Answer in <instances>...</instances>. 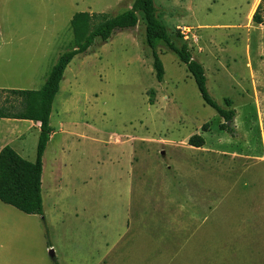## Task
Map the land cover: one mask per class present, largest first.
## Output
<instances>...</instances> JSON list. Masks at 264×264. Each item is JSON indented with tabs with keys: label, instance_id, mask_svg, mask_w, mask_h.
Segmentation results:
<instances>
[{
	"label": "rangeland",
	"instance_id": "obj_1",
	"mask_svg": "<svg viewBox=\"0 0 264 264\" xmlns=\"http://www.w3.org/2000/svg\"><path fill=\"white\" fill-rule=\"evenodd\" d=\"M133 1L0 0V85L41 89L58 56L74 45V14L94 15L92 28ZM247 3L154 0L172 43L185 44L203 65L210 96L237 111L239 132L233 122L226 124L231 134L218 129L222 119L159 41L155 49L164 76L157 82L140 15L134 28L116 30L106 42L96 39L86 54L73 57L49 116L43 214L25 215L0 202L5 216L28 217L22 233L11 236L7 249L14 252L13 260L264 264L263 169L254 170L253 179L243 176L237 188L231 183L239 172L224 183L215 179L220 173L215 149L245 155L261 151L257 128L246 132V120L255 119V107L261 106L260 100L255 106L249 90L252 79L264 98V26L252 22L256 8L251 15ZM259 15L264 19V2ZM23 74L29 81L22 83ZM225 99L232 101L230 108ZM17 102L0 92V106ZM15 129L24 135L15 146L23 149L18 154L34 162L38 130L26 124ZM192 135L204 138L203 147L187 145ZM245 180L258 190L249 215L244 202L236 204V198L249 201L241 187Z\"/></svg>",
	"mask_w": 264,
	"mask_h": 264
},
{
	"label": "trees",
	"instance_id": "obj_2",
	"mask_svg": "<svg viewBox=\"0 0 264 264\" xmlns=\"http://www.w3.org/2000/svg\"><path fill=\"white\" fill-rule=\"evenodd\" d=\"M262 2L264 0H261L257 5L252 15V22L264 26V19L259 15ZM139 15L145 22L144 40L151 52L152 68L157 82H162L164 76L163 66L155 49V44L159 41L166 51L174 54L178 61L185 66L205 104L213 108L222 119L223 123L218 126V129L222 132L232 133L226 124L233 121L234 109L221 107L210 96L203 65L192 58L185 44L176 46L172 43L165 26L156 15L154 0H134L129 9L105 19L92 28L90 26L94 15L77 12L70 20V26L74 33V45L72 49L58 56L43 87L39 90H0V92L5 91L18 100L17 104L1 105L0 118L32 121L37 123L39 128L34 162L22 158L10 146H4L0 150V201L3 204L26 215L43 214L41 196L43 155L52 134V128L49 125L51 107L59 91L64 71L73 57L86 54L96 39L106 42L116 30L134 28L139 22ZM224 104L230 108L232 101L225 99ZM201 128L206 131V124ZM187 145L201 148L204 145V138L201 135H192L188 138Z\"/></svg>",
	"mask_w": 264,
	"mask_h": 264
},
{
	"label": "crops",
	"instance_id": "obj_3",
	"mask_svg": "<svg viewBox=\"0 0 264 264\" xmlns=\"http://www.w3.org/2000/svg\"><path fill=\"white\" fill-rule=\"evenodd\" d=\"M254 2V4H253ZM258 4V0H249V3H247V11L251 9V15L256 8ZM250 15V16H251ZM56 63V62H55ZM22 78V83L25 81H29V77ZM48 77V76H47ZM47 79V78H46ZM63 80V79H62ZM46 81V80H45ZM60 89V88H59ZM0 90H24L23 87H7V86H1ZM249 90L252 92V98L254 99V103L256 106V102L260 100L259 108L256 106L255 113V119L253 120H246L247 124V130L246 132H252L255 131L254 129H251L253 126L257 128V132L259 133L260 138V144H261V151L259 154L255 155H245V154H236L233 152H226L224 150H218L215 149V155L218 159V166L217 169L219 170V174L215 173V179L223 181H227L229 178H233L234 172H239L240 174L236 177L235 181H233L231 184L234 185L235 188H237V185H240V182L243 179V176H247L250 179H253L254 176H252V172L254 170L260 169L264 174V98L260 97V94L257 93V84L255 79H252L251 85ZM249 90L247 92L249 93ZM55 100V99H54ZM258 103V105H259ZM234 117H233V131L239 132L240 126L242 125L241 122L237 119L238 113L236 110ZM51 113V112H50ZM26 124L29 128H32V130H38V124L32 121H23V120H13V119H6V118H0V150L4 146H10L13 150H15L17 153V150H22V148L18 147L17 149L15 146H18V141L24 136L21 132L18 131V129H15L16 125H22ZM248 139V137H246ZM246 139H244V142H246ZM246 144L250 145V143L246 142ZM216 171V170H215ZM243 174V175H242ZM242 175V177H241ZM241 177V178H240ZM240 178V179H239ZM246 181L248 183H246ZM220 182V181H219ZM222 183V184H223ZM245 184H243L241 187L244 189L243 191L246 192V196L249 198V201L246 202V200L241 199L238 200L236 198V204H242L244 207H247V215L251 213L253 209H255L256 200L254 199V196L258 195V190L256 188H253L256 184H251L248 180L244 181ZM47 187V186H46ZM264 188V182L263 186ZM222 190L220 188L219 192V199H222ZM234 193L235 189H234ZM237 194V193H236ZM260 194V193H259ZM253 195V196H252ZM256 198V197H255ZM1 202V201H0ZM4 206H8L2 203ZM0 205V264H18L15 260H13V251L10 249H7L10 245V239H12L11 236L21 234L25 225V223L28 221L27 216H21V217H13V216H5L4 209L6 207ZM10 207V206H8ZM12 208V207H11ZM14 209V208H13ZM16 210V209H15ZM18 211V210H16ZM19 212V211H18ZM21 213V212H20ZM24 214V213H22ZM26 215V214H25ZM246 215V216H247ZM21 231V232H20ZM48 233H50L48 229ZM51 247V246H49ZM49 253H52L50 251Z\"/></svg>",
	"mask_w": 264,
	"mask_h": 264
},
{
	"label": "built area",
	"instance_id": "obj_4",
	"mask_svg": "<svg viewBox=\"0 0 264 264\" xmlns=\"http://www.w3.org/2000/svg\"><path fill=\"white\" fill-rule=\"evenodd\" d=\"M186 30H185V28H183V30H182V34H185V33H187V32H185Z\"/></svg>",
	"mask_w": 264,
	"mask_h": 264
}]
</instances>
